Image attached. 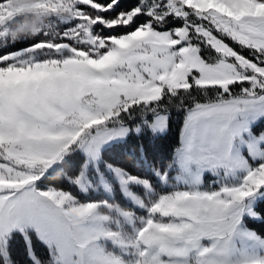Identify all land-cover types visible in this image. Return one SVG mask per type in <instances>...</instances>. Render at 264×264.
I'll return each instance as SVG.
<instances>
[{"label":"snow or ice","instance_id":"1","mask_svg":"<svg viewBox=\"0 0 264 264\" xmlns=\"http://www.w3.org/2000/svg\"><path fill=\"white\" fill-rule=\"evenodd\" d=\"M19 8L0 0V264L17 236L31 264H264V0Z\"/></svg>","mask_w":264,"mask_h":264},{"label":"trees","instance_id":"2","mask_svg":"<svg viewBox=\"0 0 264 264\" xmlns=\"http://www.w3.org/2000/svg\"><path fill=\"white\" fill-rule=\"evenodd\" d=\"M130 2L131 0H122V3ZM261 126H264V124L261 123ZM176 137L177 126L173 125L166 135L158 138L155 141V146H153L147 138L145 139L144 143L148 144L150 152L154 151L155 148H158L161 151H167L172 145L175 144ZM104 159L111 163H117L120 166L127 167L133 171L140 170L143 166V161L141 160L140 156L138 154H134L131 150L122 145H115L112 149L106 151L104 154ZM261 207H264V205ZM262 215H264V212H262ZM248 225L260 235H264V220H249ZM33 247L36 250L37 255L41 256L42 258L46 257V250L35 239L33 240ZM13 249L14 258L17 264H31V261L27 257L25 243L22 237L17 236L13 243Z\"/></svg>","mask_w":264,"mask_h":264},{"label":"clouds","instance_id":"3","mask_svg":"<svg viewBox=\"0 0 264 264\" xmlns=\"http://www.w3.org/2000/svg\"><path fill=\"white\" fill-rule=\"evenodd\" d=\"M28 0H12V6L14 8H18L21 6L22 3H26Z\"/></svg>","mask_w":264,"mask_h":264},{"label":"rangeland","instance_id":"4","mask_svg":"<svg viewBox=\"0 0 264 264\" xmlns=\"http://www.w3.org/2000/svg\"><path fill=\"white\" fill-rule=\"evenodd\" d=\"M18 11L20 10V8L18 7V9H17ZM263 124H264V122H262ZM259 127L261 128V129H264V126H261V124L259 125ZM254 221H257V220H254ZM248 227H249V225H248ZM250 228V227H249ZM252 229V228H251ZM254 230V229H253ZM255 231V230H254Z\"/></svg>","mask_w":264,"mask_h":264}]
</instances>
